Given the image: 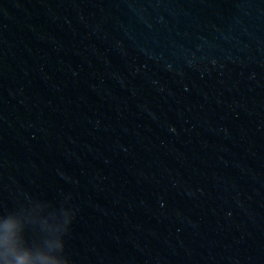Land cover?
Instances as JSON below:
<instances>
[{"label": "water", "instance_id": "1", "mask_svg": "<svg viewBox=\"0 0 264 264\" xmlns=\"http://www.w3.org/2000/svg\"><path fill=\"white\" fill-rule=\"evenodd\" d=\"M58 264H264V0H0V231Z\"/></svg>", "mask_w": 264, "mask_h": 264}, {"label": "clouds", "instance_id": "2", "mask_svg": "<svg viewBox=\"0 0 264 264\" xmlns=\"http://www.w3.org/2000/svg\"><path fill=\"white\" fill-rule=\"evenodd\" d=\"M12 238L9 234L7 224L0 231V264H37L30 253L19 251L11 252ZM39 264H58L54 261H40Z\"/></svg>", "mask_w": 264, "mask_h": 264}]
</instances>
